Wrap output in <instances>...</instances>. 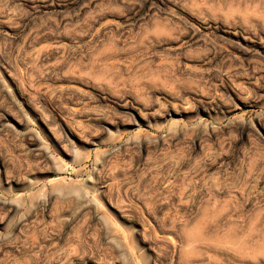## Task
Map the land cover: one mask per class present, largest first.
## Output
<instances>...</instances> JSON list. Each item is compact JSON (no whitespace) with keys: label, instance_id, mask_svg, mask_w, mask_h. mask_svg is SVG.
Wrapping results in <instances>:
<instances>
[{"label":"rangeland","instance_id":"obj_1","mask_svg":"<svg viewBox=\"0 0 264 264\" xmlns=\"http://www.w3.org/2000/svg\"><path fill=\"white\" fill-rule=\"evenodd\" d=\"M0 264H264V0H0Z\"/></svg>","mask_w":264,"mask_h":264}]
</instances>
